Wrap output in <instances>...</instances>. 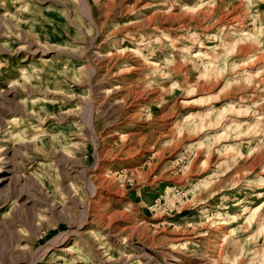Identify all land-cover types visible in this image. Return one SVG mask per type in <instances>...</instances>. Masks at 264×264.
I'll list each match as a JSON object with an SVG mask.
<instances>
[{
  "label": "rangeland",
  "instance_id": "rangeland-1",
  "mask_svg": "<svg viewBox=\"0 0 264 264\" xmlns=\"http://www.w3.org/2000/svg\"><path fill=\"white\" fill-rule=\"evenodd\" d=\"M263 151L264 0H0V264H264Z\"/></svg>",
  "mask_w": 264,
  "mask_h": 264
},
{
  "label": "bare ground",
  "instance_id": "bare-ground-1",
  "mask_svg": "<svg viewBox=\"0 0 264 264\" xmlns=\"http://www.w3.org/2000/svg\"><path fill=\"white\" fill-rule=\"evenodd\" d=\"M257 102H259V101H257ZM255 104V103H254ZM261 158V159H260ZM262 160V159H264V151H263V153H261V154H259V156H258V160ZM260 160L258 161V163L260 162ZM255 163H257L256 162V159L255 160H253L252 161V163H251V166L253 165V164H255ZM259 170V169H258ZM258 172V171H257ZM4 179H6V178H0V183H2L1 181L2 180H4ZM261 196H263V195H261ZM259 210V209H258ZM2 225V224H1ZM0 225V226H1ZM205 236V234H203V232L201 231V232H196L195 234H194V236L193 237H191V238H188L187 236H185L184 234H181V235H178V236H176V237H174L173 239V244L174 245H180V246H185V244H187L188 242L187 241H190L189 243H191V241H193V242H196V241H198V239L199 238H202V237H204ZM57 239L58 238H56L55 240H53V241H51L50 243H48L46 246H45V248L47 249V248H49V247H51L53 244H54V242H56L57 241ZM212 242L211 243H214V244H216V239H213V240H211ZM101 248V247H100ZM45 250V249H44ZM65 252H70L71 250H69V249H66V250H64ZM45 252H47V250H45ZM144 255V254H143ZM151 256V255H150ZM145 258V257H144ZM152 258H154L153 256H151L150 257V259L152 260ZM149 259V260H150ZM69 260V261H68ZM76 260H77V257L76 256H72L71 255V257L69 258V259H67L66 257H64V262H67L68 264H80L79 262H81L82 264H83V262L84 261H81V260H79V262H76ZM149 262V261H148ZM150 263L151 264H153L151 261H150ZM175 264V263H174Z\"/></svg>",
  "mask_w": 264,
  "mask_h": 264
}]
</instances>
